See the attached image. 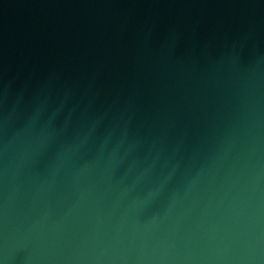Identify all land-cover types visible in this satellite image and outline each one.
<instances>
[{
    "label": "water",
    "instance_id": "obj_1",
    "mask_svg": "<svg viewBox=\"0 0 264 264\" xmlns=\"http://www.w3.org/2000/svg\"><path fill=\"white\" fill-rule=\"evenodd\" d=\"M0 264H264V0H0Z\"/></svg>",
    "mask_w": 264,
    "mask_h": 264
}]
</instances>
